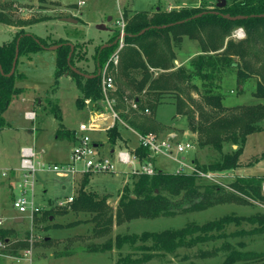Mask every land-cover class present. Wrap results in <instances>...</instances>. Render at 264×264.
<instances>
[{
    "label": "trees",
    "instance_id": "1",
    "mask_svg": "<svg viewBox=\"0 0 264 264\" xmlns=\"http://www.w3.org/2000/svg\"><path fill=\"white\" fill-rule=\"evenodd\" d=\"M14 0H0V22L6 25L16 23L9 15ZM45 5L48 0H34ZM187 9L163 12L157 9L150 15L147 11H138L128 16L123 12L125 21L124 46L118 54V63L110 65L109 73L113 78L114 89L109 92L115 99L113 109L118 112L121 121L138 134H147L156 128L158 107L169 100L174 109V116L185 117L188 130L195 135L196 147L207 149L212 154L208 163L200 161L194 154L191 158L192 166L204 173H217L234 170L238 167V160L242 154L246 139L252 134L264 133V105L254 103L249 105L237 104L226 107L223 96L219 93L221 74L232 69L236 71V81L245 82L251 77L256 78L253 96L264 99V0H232L223 8L216 6L211 10ZM201 14L199 17L193 16ZM245 18L230 20L223 16ZM192 18V19H191ZM28 20L20 22L18 29L7 43L0 45V130L7 126L3 113L7 110L11 100L22 92L17 81L23 80L22 73L16 70L18 58L30 55L50 47L47 42L26 30L35 23L44 21ZM241 29L244 37L235 40L233 32ZM144 30L143 33H140ZM119 30L113 31L109 38L110 46L98 47L94 58L93 77L80 69L78 62L85 58L82 46L73 45L70 52L68 40H58L54 44L58 47L55 52V84L57 79L69 75L79 91L75 103L80 109L85 101H91L95 109L102 111L103 93L101 91V70L111 53L116 49L113 44ZM183 38L195 41L199 52L188 61L187 65L175 66V51L179 49ZM237 39V38H236ZM18 40V57L14 72L9 75ZM73 67L78 72L72 70ZM193 81H198L196 84ZM195 92L198 100L190 96ZM135 104V110L125 102ZM125 103V104H124ZM58 107L51 114L58 121L57 136L65 133L61 123ZM147 110L151 116H146ZM140 118V119H139ZM119 121L105 132L109 148L115 147L116 140H121ZM230 145V151L224 152L223 146ZM235 146V149H234ZM135 153L140 162L153 159L148 157L146 148L137 145ZM264 158V153L260 156ZM86 174L82 187L77 191L72 202L61 213H72L80 216L79 222L90 223V231L94 236L108 235L113 224H121L135 219H153L159 216L173 217L185 213H197L213 206L238 201L243 195L253 201L264 203L261 186L264 177H236L228 186H224L199 178L196 174L168 173L156 169L153 176L143 174L134 175L131 184L124 185L119 194L115 211L106 204V198H97L93 193L82 188L87 183ZM131 178V179H132ZM179 198L181 203L176 209L170 198ZM259 201V202H260ZM44 212L45 219L52 215ZM33 214L31 222H36ZM258 223L259 228H252L238 235H256L264 233V217L257 214L249 217H234L225 215L202 225L194 223L161 232H143L140 236L128 235L111 238L103 243H89L79 246L89 253H104L111 248L121 249L128 244L134 252L146 253L142 259H133L131 255L117 261L116 264H143L150 260L152 251L162 255L173 254L180 248H191L220 237H225L222 231L231 223ZM216 233V236L214 234ZM13 230H0V245L6 243L9 248L0 249V255L17 257L20 250L28 248L27 237L11 243ZM43 243L50 242L44 238ZM139 246H135V243ZM149 242L147 245L146 243ZM228 248L229 253L223 264H264V252L238 251L227 245L211 250H200L198 258L209 259L216 257L221 250ZM6 249V250H5ZM143 254V255H144Z\"/></svg>",
    "mask_w": 264,
    "mask_h": 264
},
{
    "label": "rangeland",
    "instance_id": "2",
    "mask_svg": "<svg viewBox=\"0 0 264 264\" xmlns=\"http://www.w3.org/2000/svg\"><path fill=\"white\" fill-rule=\"evenodd\" d=\"M79 0H48L45 5H41L34 0H14L11 6L9 15L16 23L6 25L0 22V45L11 40L12 36L18 29L20 22L28 20L45 19L27 28L28 32L35 36L43 38L47 44H54L58 40H68L75 44L79 41L84 54V60L78 62L80 69L88 74L94 72V58L96 49L102 47L109 38L113 35V31L118 28L116 20L123 15L126 10L128 16L134 13L133 10H147L150 15L157 9L163 12L171 10L187 9H206L212 10L219 0H85L83 6H78ZM226 4L232 0H225ZM72 18L76 23H66L59 19ZM111 18L110 20H108ZM239 29L233 32L235 40ZM110 36V37H109ZM237 38V39H236ZM72 41H70V40ZM75 41V43H73ZM115 51V50H114ZM113 51V52H114ZM175 51L174 65L184 66L188 64L198 52V44L187 38H183L181 46ZM113 52L108 57L113 55ZM105 62V63H106ZM110 65L107 68L109 73ZM16 70L22 73L23 80L17 81V86L22 89V92L14 97L3 116L7 122L2 130H0V172L6 170L9 173L8 178H0V218L2 227L0 230H13L15 235L11 237V243L18 239L27 237L28 248L20 250L17 257L12 255H0V264H116L118 260L131 255L133 259H142L144 253L134 252L128 244H125L121 249L111 248L110 251L104 253H89L87 251L78 250L81 246H86L89 243L101 244L108 237L137 235L140 236L143 232H161L164 230L178 229L186 224L194 223L202 225L204 223L217 220L225 215L234 217H249L257 214L264 217V203L260 200L253 201L243 195L238 194L241 199L231 201L229 203L219 204L197 213H185L173 217L159 216L153 219H135L121 224H113L108 235L94 236L90 231V223L79 222L82 220L80 216L70 212L61 213L63 208L70 203L59 205L67 196H71L72 200L76 197L77 191L82 187V183L86 174H77L73 177L69 174L57 177L56 173L42 171L34 175L32 204L38 208L35 215L36 222H31L29 212L18 213L12 207L11 197L8 196L6 189L1 186L5 180H11L15 166L19 165L18 152L21 146L34 147L37 152L36 161L43 164H57V159L63 156L69 145L65 141L55 142L54 135L50 133L49 141L45 142L38 133L37 127H50L58 124L56 118L53 119L52 110L58 107V112L62 117L63 127L73 129L78 122L86 121L89 115L100 112L95 109L91 101H85V105L80 109L75 103L79 96V91L69 75H65L57 79L55 84V52L54 50L44 49L30 55H22L18 58ZM97 72V71H95ZM219 93L223 96V104L226 107H231L237 104L249 105L261 103L264 105V99L253 96L256 85V78L251 77L245 82L238 83L236 81V71L232 69L225 70L222 74ZM196 84L198 81H193ZM115 90V89H114ZM190 96L198 100L197 94L193 91ZM108 97L113 100L112 109L115 105V99L110 93ZM39 101V105L36 103ZM33 102L35 121H29L22 117V111L26 109V105ZM170 101L165 100L164 104L160 105L156 111L157 117L156 128L147 134H152L157 137H167L169 134L174 135V139L178 142L189 143L193 146L190 151L179 154L176 157L181 158L188 163L194 154L199 157L203 163L210 161L211 152L207 149H198L194 141L195 135L187 128L185 117L174 116V109L169 105ZM126 103V104H125ZM125 106L130 105V102H125ZM106 105V104H105ZM103 104V106H105ZM115 111V109H113ZM118 115V112L115 111ZM146 116L150 114L144 111ZM46 116L43 125L39 124V117ZM50 116V117H49ZM51 116H53L51 118ZM119 118V116H118ZM140 119V118H139ZM118 121H121L119 118ZM57 122V123H56ZM120 134L126 140H116L115 144L120 146L125 145L127 141H136V131L129 127L124 121L122 122ZM50 124V126L48 125ZM58 127V126H57ZM34 130V131H33ZM78 132V131H77ZM93 139H101L104 142L103 153L109 147L106 142L105 133H90ZM64 136H60L62 138ZM95 139V140H96ZM136 147L137 145H131ZM42 147L43 153H38ZM56 147V150L55 148ZM235 149V146H234ZM224 152L230 151V145L223 146ZM57 153V154H55ZM264 153V133L252 134L248 137L242 154L238 160V167L234 170L211 173L215 177V181L225 190L232 191L228 186L233 180L238 177H264V158L260 156ZM110 157V155H107ZM115 162V157L111 158ZM154 168L163 172L173 173L179 170L178 163L173 158H168L164 155H156L153 158ZM12 169V170H11ZM188 174L189 170L183 168ZM115 170L117 174H94L92 186L86 185L83 190L93 193L97 198H106V204L115 211L117 200L124 185L131 184L133 181L132 174L129 170L115 162ZM125 173V174H124ZM1 174V173H0ZM12 175V176H11ZM15 177L13 183L18 184L20 178ZM11 176V177H10ZM89 177L87 180H89ZM132 178V179H131ZM123 180L127 182L122 186ZM88 182V181H87ZM14 192L15 198L19 193L17 186ZM122 186V187H121ZM264 183L261 186V194L264 195ZM30 198V194H28ZM175 203L176 209L179 208L181 200L179 198H170ZM31 201V199H29ZM260 201V202H259ZM51 212L49 219L43 216L44 212ZM21 217L23 220L20 223H15L13 218ZM33 217V216H32ZM252 228H259L258 223L250 224L248 222H240L239 224L231 223L225 227L222 233L225 237L218 238L216 233L215 239L203 244H197L191 248H180L173 254L162 255L152 251V257L149 261L143 264H223L224 259L229 253V249L221 250L216 257L209 259H200L197 254L200 250H211L213 248H221L222 246H233L238 251H248L262 253L264 252V233L256 235H238L241 231L247 232ZM50 239V242L43 243L42 240ZM1 243V241H0ZM147 245L149 242L146 243ZM11 245L2 243L0 249L9 248ZM80 246V247H79ZM139 246V243H135ZM5 249V250H6ZM144 254V255H143ZM244 264V263H234Z\"/></svg>",
    "mask_w": 264,
    "mask_h": 264
},
{
    "label": "built area",
    "instance_id": "3",
    "mask_svg": "<svg viewBox=\"0 0 264 264\" xmlns=\"http://www.w3.org/2000/svg\"><path fill=\"white\" fill-rule=\"evenodd\" d=\"M85 0H79L77 2L78 6H83ZM118 25V36H117V46L113 55L104 64L101 70H99L100 80H101V91L103 93L102 105L103 110L89 115L86 121L81 122L78 127V135L76 136V142L71 147L70 155L68 161L60 164H43L36 161V153L31 147H24L20 149V160H19V170L21 172L20 182L17 184L19 193L12 203V207L18 213L29 212L30 219L34 213L38 212V208L32 204V191L34 175L38 172L48 171L56 173L57 175L69 174L73 177L77 174H115V162L126 167L129 170V174L139 175L143 174L146 176H153L156 172L153 162L150 160L145 162H140L134 149H121L115 152V162L111 159V156H103L99 153L98 147L94 144V140L90 136V133L105 131L110 128L115 121H118V115L112 109L113 100L108 97L110 91L114 90L113 78L111 75L107 74V68L109 65L116 66L118 63V54L124 46V27L125 21L123 16H120L116 20ZM238 39L244 37V33L239 29V33L236 35ZM132 108H136L135 104L131 105ZM147 112V110H145ZM108 117L112 119V125L106 128H102L99 123L105 122ZM24 118L29 121L35 120V112L28 111L24 113ZM121 122V121H119ZM122 124V123H121ZM137 141L138 145L146 148L149 152L148 157L153 159L156 155H164L168 158H173L178 163L179 170L175 173H185L183 168L189 170L188 174H196L199 178L204 180L217 183L215 177L210 172L204 173L195 169L192 165H189L184 160H177V155H181L187 151H190L193 146L189 143L178 142L174 139V135L169 134L167 137H157L152 134H138ZM0 178L6 179L10 172L3 170L0 172ZM264 188V186H263ZM264 190V189H263ZM30 194V198H28ZM31 199V201H29ZM72 197L68 196L63 202H59V205H64L70 203ZM2 220L0 219V228L2 227Z\"/></svg>",
    "mask_w": 264,
    "mask_h": 264
},
{
    "label": "crops",
    "instance_id": "4",
    "mask_svg": "<svg viewBox=\"0 0 264 264\" xmlns=\"http://www.w3.org/2000/svg\"><path fill=\"white\" fill-rule=\"evenodd\" d=\"M132 3H133V0H132ZM134 12H138L137 10H133ZM141 11H147V10H141ZM111 18H109L108 20H110ZM60 21H61V19H59ZM110 37V36H109ZM70 40V39H69ZM71 41V40H70ZM72 42V41H71ZM70 43V42H69ZM73 43H75V41L73 42ZM70 44H72V43H70ZM77 45L79 44L80 45V43H79V41L76 43ZM108 44V42H106V44H104V45H107ZM72 45H75V44H72ZM103 45V46H104ZM82 60H84V59H82ZM81 61V60H80ZM89 75H92V74H89ZM21 95V94H20ZM38 105L40 104L39 103V101L38 102H36ZM34 107V105H33V102L31 103V104H27L26 105V109H24L23 111H22V117L24 118V113L25 112H28V111H34L33 108ZM4 114V113H3ZM36 116V115H35ZM4 117V116H3ZM50 117V116H49ZM53 116H51V118H52ZM44 118H46V116H41V117H39L38 119H39V124H41V125H43L42 124V122L44 121ZM25 119V118H24ZM35 119H36V117H35ZM53 119H54V117H53ZM5 120V119H4ZM35 121V120H34ZM81 122H84V121H79L78 122V124H77V126L75 127V128H73V129H65V133H63L62 134V136H64V137H62V138H60V136H57V133H56V131H57V126H58V124L56 125L55 124V126H54V124L52 125V129L50 130V127H37V130L36 131H38L39 130V134L41 135V138L43 139V141H44V143L47 141H49V138H50V133L52 134V135H54V140H55V142H59L60 140L61 141H65L68 145H69V147L66 149V151H65V153L63 154V156L62 157H60L59 159H57V161L56 162H59V163H57V164H60V163H65L66 161H68V159H69V155H70V150H71V147L75 144V142H76V136L78 135V130H77V127H78V125L81 123ZM7 123V122H6ZM57 123V122H56ZM61 123H62V117H61ZM63 124V123H62ZM113 124V123H112ZM111 124V125H112ZM49 126H50V124H48ZM63 125H65V124H63ZM110 125V126H111ZM102 128H104V127H102ZM34 131V130H33ZM106 132V130L105 131H98V133H105ZM93 133H97V132H93ZM122 136H123V134H122ZM121 136V139L124 141V140H126L127 138H123ZM96 139V138H95ZM93 139L92 138V140H94V144L98 147V151H99V153L101 154V155H105V156H107V155H110L111 156V158H112V156H115L114 154H115V152L116 151H118V150H121V149H128V150H130V149H134L135 147H133V146H131L132 144L135 146V145H138V141H137V139H136V141L137 142H135V140L133 139V141L131 140V141H127L126 143H125V145H123V146H120L119 144H117V145H115V147L113 148V149H110L109 147H108V149L106 150L107 152L105 153H103V150H104V142L101 140V139ZM248 139V138H247ZM247 139H246V142H247ZM246 142H245V144H244V147H245V145H246ZM24 147H29V146H21L20 147V149H22V148H24ZM31 147V146H30ZM31 148H33V150H34V147H31ZM55 148V150H56V147H54ZM20 149H19V152H20ZM35 151V150H34ZM19 152H18V158H19V160H20V154H19ZM38 153H43V149H42V147L39 149V152ZM55 154H57V153H55ZM36 155H37V152H36ZM177 160H183V157H181V158H177ZM19 164V163H18ZM188 164L189 165H192V161H191V159L189 158V162H188ZM12 169H14L15 170V172H13V176H12V178H11V180L9 179V180H5V182L3 181L2 183H1V186L4 188V189H6V191H7V194H8V196L9 197H11V199H13L12 200V203H13V201H14V199H15V196H14V192L16 191V187L14 186V184L15 183H13V179H14V177H15V173H16V171H17V175H16V177L18 178H20V175H21V172H20V170H19V165H17V166H15V168H12ZM11 169V170H12ZM173 173H175V172H173ZM115 174H117V172L115 173ZM125 174V173H124ZM10 176V177H11ZM93 175H91V177L89 178V180H88V182H87V184L88 185H90V186H92V181H93V179H94V177H92ZM57 177H60V175H57ZM127 181L126 180H123V183H122V186L126 183ZM16 186H17V184H15ZM121 186V187H122ZM68 197V196H67ZM19 218H21V217H18V216H15L14 218H13V221L15 222V223H20V219ZM1 219V218H0ZM23 220V219H22ZM22 222V221H21Z\"/></svg>",
    "mask_w": 264,
    "mask_h": 264
},
{
    "label": "water",
    "instance_id": "5",
    "mask_svg": "<svg viewBox=\"0 0 264 264\" xmlns=\"http://www.w3.org/2000/svg\"><path fill=\"white\" fill-rule=\"evenodd\" d=\"M226 5V1L225 0H219L217 3H216V7L217 8H223L224 6ZM211 13H216L214 11H210ZM201 14H197L195 16H193L192 18H196V17H199ZM224 18H227V19H230V20H236V19H242V18H245V17H242V16H237V17H229V16H223ZM191 18V19H192ZM62 22H66V23H76V20L72 19V18H62L61 19ZM144 30H142L140 33H143ZM117 42V39L114 40L113 44H116ZM69 47H70V52L68 54V57H67V62L69 61L70 59V56H71V53L73 51V45L68 43ZM111 44H107V45H104L102 46L101 48L103 47H106V46H110ZM58 47V45L56 46H51V47H48V49L50 50H55L56 48ZM47 49V48H46ZM17 57H18V40L16 41V45H15V54H14V58H13V61H12V67H11V70H10V73L9 75H11L13 72H14V69H15V65H16V60H17ZM72 70L78 72L77 70H75L73 67H71ZM85 77H93L92 75H86V74H83ZM96 75H99V70H97L96 72ZM112 124V119L111 117H108L107 120L105 122H102V123H99L100 126L106 128V127H109L110 125ZM20 222L22 221V218H19Z\"/></svg>",
    "mask_w": 264,
    "mask_h": 264
}]
</instances>
